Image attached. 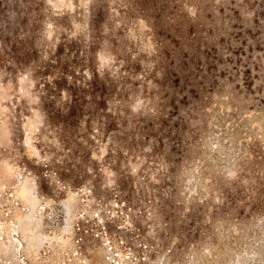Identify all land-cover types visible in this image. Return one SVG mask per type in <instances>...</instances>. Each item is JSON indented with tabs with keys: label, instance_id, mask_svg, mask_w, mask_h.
I'll use <instances>...</instances> for the list:
<instances>
[{
	"label": "rangeland",
	"instance_id": "obj_1",
	"mask_svg": "<svg viewBox=\"0 0 264 264\" xmlns=\"http://www.w3.org/2000/svg\"><path fill=\"white\" fill-rule=\"evenodd\" d=\"M144 1L0 0V264H264V0Z\"/></svg>",
	"mask_w": 264,
	"mask_h": 264
},
{
	"label": "trees",
	"instance_id": "obj_2",
	"mask_svg": "<svg viewBox=\"0 0 264 264\" xmlns=\"http://www.w3.org/2000/svg\"><path fill=\"white\" fill-rule=\"evenodd\" d=\"M259 1L260 0H258V2ZM263 3H260L258 5V7H264ZM153 6L155 7L156 10L159 9V11L161 12L160 15H162L163 12L173 11V14H175V15L177 14L176 17H178V14H179L178 12L183 9L184 2H183V0H146L143 2V6L141 8L142 13H144V15H147V13H148L147 11H149L148 8L149 7L151 8ZM176 21H177V23L172 24L173 27H175V26H176V28L179 27L178 23L180 24V27H181V20H178V18H177ZM176 30H180V28L176 29ZM202 52H203L202 50H200L198 52L194 51V54L199 56ZM190 55H192V54H190ZM185 74L187 75V78L191 80V82L194 79H196V74L192 68H188L187 71L185 72ZM193 193L195 194L194 191H193Z\"/></svg>",
	"mask_w": 264,
	"mask_h": 264
}]
</instances>
